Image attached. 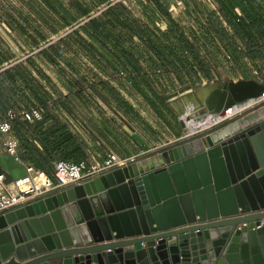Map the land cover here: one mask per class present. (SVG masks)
I'll list each match as a JSON object with an SVG mask.
<instances>
[{
    "label": "water",
    "instance_id": "1",
    "mask_svg": "<svg viewBox=\"0 0 264 264\" xmlns=\"http://www.w3.org/2000/svg\"><path fill=\"white\" fill-rule=\"evenodd\" d=\"M263 90L258 80L241 78L167 94L182 121L187 109L221 115L223 123L147 164L0 214V264H264V225L253 229L264 219V105L226 121L231 108ZM3 157L6 181L27 174L23 163ZM244 223L249 227L237 228Z\"/></svg>",
    "mask_w": 264,
    "mask_h": 264
},
{
    "label": "trees",
    "instance_id": "2",
    "mask_svg": "<svg viewBox=\"0 0 264 264\" xmlns=\"http://www.w3.org/2000/svg\"><path fill=\"white\" fill-rule=\"evenodd\" d=\"M177 1L185 3L196 29L184 23V15H172L170 7ZM215 1L222 15L197 0H41V41L20 60L0 58V89L19 95L22 89L12 83L22 80L34 100L0 102L1 108L15 113L11 119L8 111L3 120L12 123L21 160L53 176L57 161L79 162L85 157V145L57 110L53 93L65 97L68 113L83 122L77 103L97 108L98 97L111 109L129 112L132 108L121 92L125 89L157 108L166 101L165 81L175 78L196 86L201 78L211 81L209 62L218 60L222 48L233 51L231 68L243 78H251L245 56L261 61L264 68V0ZM47 68L69 90L67 95ZM34 107L43 108L42 119H24L22 112Z\"/></svg>",
    "mask_w": 264,
    "mask_h": 264
},
{
    "label": "crops",
    "instance_id": "3",
    "mask_svg": "<svg viewBox=\"0 0 264 264\" xmlns=\"http://www.w3.org/2000/svg\"><path fill=\"white\" fill-rule=\"evenodd\" d=\"M179 2L177 1L175 4H179ZM175 4L170 7L173 16L180 15L179 11L175 10V12L173 9ZM41 6V0H2L0 4V29L2 30V34L0 31V58L3 55L4 58L8 57L6 59L9 60H20L35 48L36 43L41 41L38 30L40 31L43 27V20L37 10ZM32 71L34 77L38 76L34 69ZM47 72L57 86L60 87L62 94L67 95L69 90L59 82L52 69L47 68ZM251 78L255 79L253 76ZM206 82H208L206 79L201 78L199 84H205ZM174 83H177V80L172 78L165 81V86L170 87ZM13 85L22 89L21 94L11 95L1 88L0 102L14 104L19 101V97L32 102L33 98L30 96V92L27 91L24 81L16 80L12 83ZM44 85L48 87L47 89L50 92H53L51 84L44 82ZM53 97L56 104H58L57 110L68 118L67 121L70 122L71 129L80 135L86 152L82 160H87L89 163L103 161L109 151H114L121 157L139 155V163L147 164L151 158H155L164 151L191 141L202 135L203 131L210 132L216 128L199 129L200 133L197 134V124H195L196 128L193 129L185 122V117L182 121L167 100L160 103L157 108L152 107L147 102L140 101L141 107L146 111L133 108V111L137 112L136 117H133L132 114L126 111L115 109V107L111 109L106 104L105 106L104 102L97 97L96 102L99 111L97 113L93 112L90 115L91 118L82 116L84 118L82 122L68 113L64 106L65 97L57 92L56 94L53 93ZM236 107L232 111H236ZM11 109L0 107V120L6 119L8 117L7 113ZM237 111L240 116H243L250 110ZM206 116V114H203L202 117ZM230 116L234 119L235 115ZM4 139L5 136L0 134V158L5 156L3 158L7 159L8 154L5 152L3 145ZM164 142H168V146L165 147ZM3 162L7 163L6 160H3ZM21 163L25 166L27 164L24 161H21ZM3 164L0 163V174L5 172V164Z\"/></svg>",
    "mask_w": 264,
    "mask_h": 264
},
{
    "label": "built area",
    "instance_id": "4",
    "mask_svg": "<svg viewBox=\"0 0 264 264\" xmlns=\"http://www.w3.org/2000/svg\"><path fill=\"white\" fill-rule=\"evenodd\" d=\"M236 11L239 15H241L240 9H236ZM250 74L256 80L264 84V71L251 67ZM252 101V103L246 106L251 110L263 105L264 90L261 92L259 97L252 99ZM43 112V108L34 107L28 111L22 112V116L24 119L29 121L40 120L42 119ZM8 114L11 119L15 116V113L11 111H9ZM204 118L211 119L207 116ZM220 122L221 120L217 119L214 122L200 123L197 125V134L200 133L198 131L199 129H210L215 127V125L219 124ZM0 134L5 136L3 142L5 152L8 155L13 156L17 161L21 162L22 160L18 154L19 141L13 134L12 123L10 120L0 121ZM168 144V142L163 143L165 147L168 146ZM139 160V155L121 157L116 152L109 151L103 161H93L89 163L87 160H81L79 162L59 160L55 163L53 176L37 170L28 164H26L27 174L11 182H6L4 174H0V214L30 202L31 200L38 197L57 193L66 187L82 185L95 177L106 174L118 168L126 167L132 164H138ZM37 178L41 179L40 183L36 180ZM243 215L246 214L243 213L232 216H220L205 220L197 219L193 223L183 225L176 229L192 228L201 225L212 224L220 221L231 220ZM262 225H264V219H262L259 224L255 223L253 229H258ZM243 226L249 227V223L239 224L237 228L241 229ZM144 245V243L141 244V246Z\"/></svg>",
    "mask_w": 264,
    "mask_h": 264
},
{
    "label": "rangeland",
    "instance_id": "5",
    "mask_svg": "<svg viewBox=\"0 0 264 264\" xmlns=\"http://www.w3.org/2000/svg\"><path fill=\"white\" fill-rule=\"evenodd\" d=\"M65 1L69 2L71 0H65ZM197 1L199 2V4L201 6L208 7V8H211L213 10H217L220 13L219 5H218V3L215 0H197ZM1 3H2V0H0V4ZM189 8L192 9V6H189ZM173 9H174V11L177 10V11L180 12V15H177V16H174V17H180V16H183L184 15L185 16L184 23L186 25L189 24L190 27H191V29L192 28L193 29H196L195 22L192 21V19H190V18L187 17V13H186V11H187L186 9L187 8H186L185 3H183L182 1H180L179 4H175V6L173 7ZM194 14L195 13H193V15ZM220 15H222V14L220 13ZM193 18H194V16H193ZM221 18L223 19V17H221ZM225 23L226 22H224V25L226 27H228L229 33L230 34H233L234 33L233 29L230 28L227 23L226 24ZM160 26L162 28L165 26V28H166V25L165 24H160ZM0 28H1V24H0ZM165 28H163V29H165ZM0 31H1V34H2V30L1 29H0ZM206 53H207V51H204V48H203L202 49V54H203V56H205V57L208 58V53L207 54ZM209 59H210V56H209ZM233 60H234L233 51L230 50V49H225V48H222L220 50V53H218V60H215V59H212L211 58V60L209 62V64H210L209 70H210L211 75H212V80L211 81H215V80L224 81V80H229V79L239 80V79L243 78V77L240 76V74L238 72L233 71V69L231 68V65H232ZM244 60L246 62V65H247V68H248L249 73H250L251 67L258 68L260 70L264 69L262 67V65H261V61L251 60L247 56H245ZM230 77H233V78H230ZM204 79H206V78H204ZM206 81H208V80L206 79ZM208 82H210V81H208ZM208 82H206V83H208ZM184 86H186V85H182L179 81H177V83H174V85H171L170 87H167L166 86V90L168 91L167 94H171L173 92H176L177 90H179L180 88H183ZM121 92H122V95H123L124 100L127 102V104L129 105V107L132 108L131 111L128 112L129 114H132L133 117H136V113L137 112L136 111H133V108L136 109V110L139 109V110H142V111H146V110H144L141 107V102L140 101L146 102L141 96L131 95L125 89H122ZM248 101H250V100H248ZM247 102H245V103H247ZM245 103H242V104H245ZM77 104H78V106H79V108H80V110L82 112L81 113L82 116H87V117H90L91 118L90 115L93 112H96L97 113V111H99L98 108L87 109L81 103H77ZM103 104L105 105V103H103ZM242 104H239V105H242ZM239 105H237V107H239ZM246 106L245 107H241V109L236 107L237 109H236L235 113L233 114V115H235L234 116V119L237 118L238 116H240L238 114V111L237 110H240L241 112L242 111L245 112V111L251 110V109L247 108ZM107 110H108V107H107ZM194 113H197V112H194ZM194 113H192V114H194ZM202 116H203V114L196 115V118L191 117V118H189V120H187V122L186 121L185 122L187 124H189V126L191 128L194 129V128H196L195 127V124L199 125L200 123L202 124L204 122H207V120H205V118L202 117ZM232 119L233 118H231V116H230V119H227L226 121H229V120H232ZM222 123H223V121H221L217 125L220 126ZM217 125H215V127H217ZM206 132H208V131H204V133H206ZM51 264H57V260L56 259L52 260L51 261Z\"/></svg>",
    "mask_w": 264,
    "mask_h": 264
},
{
    "label": "bare ground",
    "instance_id": "6",
    "mask_svg": "<svg viewBox=\"0 0 264 264\" xmlns=\"http://www.w3.org/2000/svg\"><path fill=\"white\" fill-rule=\"evenodd\" d=\"M253 101H252V99L250 100V101H248L247 103H245V104H242V105H239V107H237V108H241V107H245L246 105H248V104H250V103H252ZM236 107V106H235ZM234 107V108H235ZM234 108H231L229 111H228V113L227 114H230V113H233V112H235V110L234 111H232ZM185 110V111H184ZM183 117H185V121L187 122V120H189V118H191V117H193V118H196V115H198V113L199 112H197V113H194V114H191V113H189V112H187V109H183ZM207 115V117H209V118H211V119H207V118H205L206 120H207V123L208 122H213V121H215L216 119H221V115H213V114H206ZM248 122V121H247ZM39 183L41 182V179L40 178H37L36 179Z\"/></svg>",
    "mask_w": 264,
    "mask_h": 264
}]
</instances>
